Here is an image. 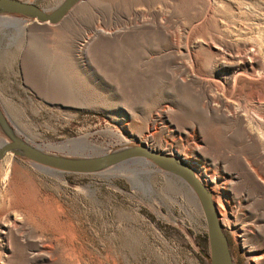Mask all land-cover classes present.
Masks as SVG:
<instances>
[{"label":"rangeland","instance_id":"rangeland-1","mask_svg":"<svg viewBox=\"0 0 264 264\" xmlns=\"http://www.w3.org/2000/svg\"><path fill=\"white\" fill-rule=\"evenodd\" d=\"M0 114L49 154L184 160L233 264H264V0H80L56 24L0 12ZM0 229V264H209L195 193L139 160L72 173L8 152Z\"/></svg>","mask_w":264,"mask_h":264},{"label":"water","instance_id":"water-1","mask_svg":"<svg viewBox=\"0 0 264 264\" xmlns=\"http://www.w3.org/2000/svg\"><path fill=\"white\" fill-rule=\"evenodd\" d=\"M79 1L65 0L53 11H48L28 1L0 0V12L30 17L41 23L56 24ZM0 124L11 138L9 142H0V158L11 152L23 155L38 165L72 173H93L129 161L139 160L180 179L188 185L199 200L207 231L209 264H233L228 238L218 218L212 193L197 178L194 170L184 160L152 150L142 144L91 157L68 158L46 153L16 138L1 114Z\"/></svg>","mask_w":264,"mask_h":264},{"label":"bare ground","instance_id":"bare-ground-1","mask_svg":"<svg viewBox=\"0 0 264 264\" xmlns=\"http://www.w3.org/2000/svg\"><path fill=\"white\" fill-rule=\"evenodd\" d=\"M9 127V126H8ZM12 132V131H11ZM17 138V137H16ZM37 148H39V149H41L42 150V148L40 147V146H36ZM3 225H5V224H3ZM6 226H8V224L6 225ZM9 227V226H8ZM2 228V227H1ZM6 228V227H5ZM5 228H3V229H5ZM1 230V229H0ZM2 231H4V230H2ZM3 233V232H2ZM4 233H5V231H4Z\"/></svg>","mask_w":264,"mask_h":264},{"label":"built area","instance_id":"built-area-1","mask_svg":"<svg viewBox=\"0 0 264 264\" xmlns=\"http://www.w3.org/2000/svg\"><path fill=\"white\" fill-rule=\"evenodd\" d=\"M198 178V177H197ZM199 179V178H198Z\"/></svg>","mask_w":264,"mask_h":264}]
</instances>
